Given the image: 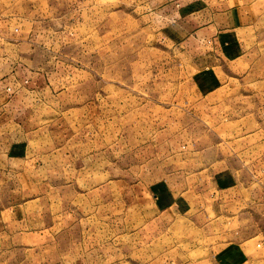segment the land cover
Masks as SVG:
<instances>
[{
  "label": "rangeland",
  "instance_id": "rangeland-1",
  "mask_svg": "<svg viewBox=\"0 0 264 264\" xmlns=\"http://www.w3.org/2000/svg\"><path fill=\"white\" fill-rule=\"evenodd\" d=\"M169 32L141 0H0V264H264V11L233 67Z\"/></svg>",
  "mask_w": 264,
  "mask_h": 264
},
{
  "label": "crops",
  "instance_id": "crops-1",
  "mask_svg": "<svg viewBox=\"0 0 264 264\" xmlns=\"http://www.w3.org/2000/svg\"><path fill=\"white\" fill-rule=\"evenodd\" d=\"M141 1L164 20L170 34L173 31L181 37V46L198 66L204 67L220 62L229 67L237 62L245 64L246 50L241 39L253 33L255 21L264 11V0ZM21 83L16 75L9 74L2 80V88L14 91Z\"/></svg>",
  "mask_w": 264,
  "mask_h": 264
}]
</instances>
